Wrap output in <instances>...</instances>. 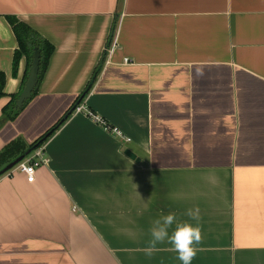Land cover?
Here are the masks:
<instances>
[{"label": "crops", "instance_id": "1", "mask_svg": "<svg viewBox=\"0 0 264 264\" xmlns=\"http://www.w3.org/2000/svg\"><path fill=\"white\" fill-rule=\"evenodd\" d=\"M7 15L54 50L0 125V170L48 133L33 181L0 175V264H180L167 242L142 249L195 207L192 264H264V0H0V119L30 66L13 73Z\"/></svg>", "mask_w": 264, "mask_h": 264}, {"label": "trees", "instance_id": "2", "mask_svg": "<svg viewBox=\"0 0 264 264\" xmlns=\"http://www.w3.org/2000/svg\"><path fill=\"white\" fill-rule=\"evenodd\" d=\"M6 19L12 28V31L16 37L17 44H18V46L14 52L13 73L16 72L18 60L20 59V57L25 56L28 59V62L30 63L31 58H32L33 48L37 47L40 51V70H39V76H38V83H39V81H40V79H41V77L45 71V68L48 64L49 58H50V56L54 50V46L47 39H45L43 36H41L35 29H33L29 24H27L23 20L17 18L16 16L7 15ZM99 69H100V65H98L95 68V71L93 73L94 75H93L92 79L88 82L87 87L85 88L84 92L81 95L85 94L86 91L93 84V82L95 80V76H96L95 74H97L99 72ZM26 77H27V72H26L25 77L22 81V85H21L19 92L15 93V94H10L9 95L10 96L9 101L3 106L2 115H1V119H0V125L4 121L14 119L18 115V113L21 111V109L23 108L25 103H27L33 97V95L36 93L37 86H36L35 90L33 91L31 97L24 103V105L21 108L15 107V100L17 99L19 93L22 90V87H23V84H24ZM4 84H5V74H4V72L0 71V98L3 95H5V93L3 91ZM81 95L79 97H81ZM78 102H76V104ZM46 134L48 135V133H45L44 135L39 137L37 140H35L28 147V149H32V148L34 149L36 146H39L45 140ZM19 143H21V141H19V140L11 143V148L19 145ZM22 147H23V145H22ZM21 150H22V152L19 155L24 154L26 152L25 147L21 148ZM1 156H2V154L0 155V159L2 160ZM18 156H16V157H18Z\"/></svg>", "mask_w": 264, "mask_h": 264}, {"label": "clouds", "instance_id": "3", "mask_svg": "<svg viewBox=\"0 0 264 264\" xmlns=\"http://www.w3.org/2000/svg\"><path fill=\"white\" fill-rule=\"evenodd\" d=\"M209 183H215V177L209 175L207 177ZM147 208H145V211ZM186 215L192 222L177 223L175 213H168L161 215L153 221V226L150 229V240L145 248L142 249L144 254L148 257L154 255L158 244L167 242L171 245V250L177 254V259L180 264H192V261L197 256L199 251L198 246L202 241V231L200 227V208H190ZM175 224V228L171 231Z\"/></svg>", "mask_w": 264, "mask_h": 264}, {"label": "built area", "instance_id": "4", "mask_svg": "<svg viewBox=\"0 0 264 264\" xmlns=\"http://www.w3.org/2000/svg\"><path fill=\"white\" fill-rule=\"evenodd\" d=\"M127 61V59H124ZM71 113H83L91 118L95 123L102 125L109 132L117 135L119 138L124 139V136L116 129L115 127L109 125L103 118H101L98 114L90 111L83 103L80 101L74 105L71 110ZM44 142V141H43ZM43 142L32 149L27 155H25L16 165V169L26 175L27 181H33L35 177L36 167L45 164L47 162V158L44 155V145Z\"/></svg>", "mask_w": 264, "mask_h": 264}, {"label": "water", "instance_id": "5", "mask_svg": "<svg viewBox=\"0 0 264 264\" xmlns=\"http://www.w3.org/2000/svg\"><path fill=\"white\" fill-rule=\"evenodd\" d=\"M40 70V51L37 47L33 48L32 58L27 73V77L24 81L21 92L19 93L17 99L15 100V107L21 108L24 103L31 97L33 91L35 90L38 83V76ZM33 149V148H32ZM32 149H28L24 154L19 155L13 161L9 162L0 170V175L6 171L12 169L25 155H27ZM125 153L134 158L135 155L129 149L125 150Z\"/></svg>", "mask_w": 264, "mask_h": 264}]
</instances>
